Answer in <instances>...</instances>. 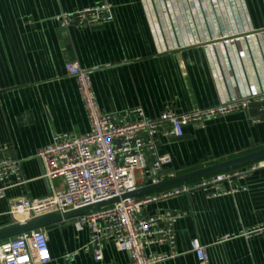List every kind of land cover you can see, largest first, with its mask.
<instances>
[{"label": "crops", "instance_id": "obj_1", "mask_svg": "<svg viewBox=\"0 0 264 264\" xmlns=\"http://www.w3.org/2000/svg\"><path fill=\"white\" fill-rule=\"evenodd\" d=\"M104 2L113 6L110 23L63 29L56 22L62 12ZM69 62L101 68L91 75L92 87L100 111L118 119L137 109L157 118L168 108L186 114L264 99V0H0V160L18 159L26 182L0 200V228L17 222L9 214L12 203L62 186L43 178L37 153L55 136L90 131L77 82L66 74ZM184 131L159 146L172 158L165 181L264 150V101ZM153 177L151 171L138 175L139 188ZM219 189L216 198L197 191L144 209L141 217L179 216L174 250L154 248L174 257L159 264H199L193 240L206 247L211 264H264V234L244 236L264 227V168L236 178L234 193L227 183ZM44 230L48 264L132 263L114 243L96 262L89 231L77 232L73 220Z\"/></svg>", "mask_w": 264, "mask_h": 264}, {"label": "built area", "instance_id": "obj_2", "mask_svg": "<svg viewBox=\"0 0 264 264\" xmlns=\"http://www.w3.org/2000/svg\"><path fill=\"white\" fill-rule=\"evenodd\" d=\"M112 21L113 6L108 2L73 13L62 12L56 17L63 29L94 27ZM65 70L67 76L77 82L90 131L80 137L55 136L50 146L37 153L44 168L43 178L59 180L62 186L46 197L22 198L12 203L9 214L16 223L24 224L49 214L64 215L119 199L111 207L75 218L74 228L77 232L89 231L96 262L103 260L105 245L114 243L120 252L131 256V264H159L174 257V254H157L154 248L169 246L174 250L179 216L163 213L141 217L147 206L197 191L208 192L210 198H216L223 194L219 189L222 183L229 184L230 193H234L236 178L264 168V160H261L241 172H221L207 180L182 184L149 196L123 199L141 189L137 177L142 173L154 174L151 185L165 181L164 169L171 165L172 158L160 153L162 139H181L189 125L204 126L216 118L249 110L255 102L264 99L232 101L186 114H177L168 108L157 118L147 117L137 109L118 119L100 111L91 75L101 68L86 69L77 62H69ZM24 184L20 161L16 158L0 160V200L5 198L6 191ZM252 234H264V227L244 236ZM191 246L199 264H211L206 247L198 240H193ZM75 256L68 255V259ZM50 261L49 238L44 229L8 239L0 245V264H48Z\"/></svg>", "mask_w": 264, "mask_h": 264}, {"label": "water", "instance_id": "obj_3", "mask_svg": "<svg viewBox=\"0 0 264 264\" xmlns=\"http://www.w3.org/2000/svg\"><path fill=\"white\" fill-rule=\"evenodd\" d=\"M263 159H264V150H261L259 152H255V153H252V154L240 157V158H236L234 160H230V161H227L221 164H216L214 166L204 168L202 170L191 172L189 174L179 176L171 180H166L164 182H161L158 185H150V186L141 188L134 194L125 196L123 199L132 198V197L139 198V197L149 196L154 193L167 190V189H170L178 185L187 184L189 182H192V181H195V180L207 177V176L218 174L223 171L234 169L238 166L250 164V163L260 161ZM118 202H119V199H113L108 202H103V203L90 206L84 209L72 211L64 215L49 214V215H44V216H40L37 218H33L25 222L24 224L13 223L9 226L0 228V245L4 243L5 241H7L8 239H13L22 234L29 233L32 231L42 230V229H45L46 227L60 223L62 221L74 220L75 218L81 215H85V214H88L94 211H98L104 208L111 207Z\"/></svg>", "mask_w": 264, "mask_h": 264}]
</instances>
